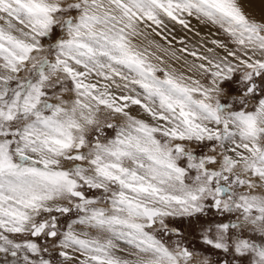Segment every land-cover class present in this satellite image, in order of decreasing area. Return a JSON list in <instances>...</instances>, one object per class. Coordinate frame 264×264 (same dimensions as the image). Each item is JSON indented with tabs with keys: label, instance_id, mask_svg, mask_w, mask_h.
<instances>
[{
	"label": "snow or ice",
	"instance_id": "1",
	"mask_svg": "<svg viewBox=\"0 0 264 264\" xmlns=\"http://www.w3.org/2000/svg\"><path fill=\"white\" fill-rule=\"evenodd\" d=\"M0 264H264V0H0Z\"/></svg>",
	"mask_w": 264,
	"mask_h": 264
},
{
	"label": "rangeland",
	"instance_id": "2",
	"mask_svg": "<svg viewBox=\"0 0 264 264\" xmlns=\"http://www.w3.org/2000/svg\"><path fill=\"white\" fill-rule=\"evenodd\" d=\"M193 22L195 23V21H193ZM178 33H179V34H182V33H180V31H179V30H178Z\"/></svg>",
	"mask_w": 264,
	"mask_h": 264
},
{
	"label": "bare ground",
	"instance_id": "3",
	"mask_svg": "<svg viewBox=\"0 0 264 264\" xmlns=\"http://www.w3.org/2000/svg\"><path fill=\"white\" fill-rule=\"evenodd\" d=\"M194 23V22H193ZM178 30H179V28H177V33H178ZM179 34V33H178ZM158 39V38H157Z\"/></svg>",
	"mask_w": 264,
	"mask_h": 264
}]
</instances>
